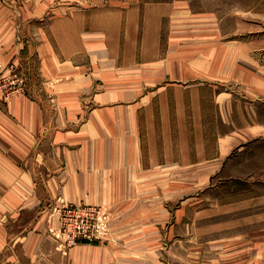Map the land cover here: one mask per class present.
Returning a JSON list of instances; mask_svg holds the SVG:
<instances>
[{
  "label": "crops",
  "instance_id": "1",
  "mask_svg": "<svg viewBox=\"0 0 264 264\" xmlns=\"http://www.w3.org/2000/svg\"><path fill=\"white\" fill-rule=\"evenodd\" d=\"M224 1L0 0V77L19 87L0 100V264H117L136 249L65 246L59 201L119 213L159 173L264 184V31ZM250 219L211 249L220 264H264V216Z\"/></svg>",
  "mask_w": 264,
  "mask_h": 264
},
{
  "label": "rangeland",
  "instance_id": "2",
  "mask_svg": "<svg viewBox=\"0 0 264 264\" xmlns=\"http://www.w3.org/2000/svg\"><path fill=\"white\" fill-rule=\"evenodd\" d=\"M223 3L227 10L231 6L232 12L252 8L253 15L250 14L248 17L254 19L255 30L264 31V0H226ZM235 16L238 19L243 18V15ZM253 37L256 40L259 36ZM7 78L0 77V100L6 102L11 98L9 93L12 87L8 85ZM18 88L14 87L12 90ZM144 181L151 182V192L143 191L145 194L143 193L140 198L137 191V199L132 203L131 193L126 192V205L120 208L119 213L116 212L117 209L114 213L111 209L109 212L102 207L105 218L100 220L107 226L106 234L99 239L82 242L94 245L111 243L120 246L131 239L135 240L132 245L136 249L125 253L116 252L115 255H111L112 263L220 264L219 261L223 262L222 259L227 256L223 255L221 250L211 252V249H216L215 247L221 246L222 243L229 244L233 235L251 227L252 217L255 222L254 228L261 226L258 220L261 219V215L264 216L263 203L242 211L233 210L226 205L237 198L261 194L264 191V184L260 178L253 180L234 179L229 175L219 174L210 176L196 173L186 175L159 173L143 177ZM153 198H157L158 203L155 209L153 205H149L150 199L153 201ZM94 208L99 210L101 207ZM122 215L125 220L122 219ZM117 229H126L124 241L115 238ZM137 230L141 233L136 232ZM241 240L244 243V239ZM258 242L259 240L253 239L254 246ZM143 245H147L151 251H147Z\"/></svg>",
  "mask_w": 264,
  "mask_h": 264
},
{
  "label": "built area",
  "instance_id": "3",
  "mask_svg": "<svg viewBox=\"0 0 264 264\" xmlns=\"http://www.w3.org/2000/svg\"><path fill=\"white\" fill-rule=\"evenodd\" d=\"M8 85H12L9 83ZM11 87V97L17 92ZM1 90V88H0ZM103 208L97 210L94 207H79L73 204L59 201L55 206L52 217L58 218L57 229L52 230L55 238L65 246H75L81 242L99 239L106 234V227L100 218H105Z\"/></svg>",
  "mask_w": 264,
  "mask_h": 264
}]
</instances>
